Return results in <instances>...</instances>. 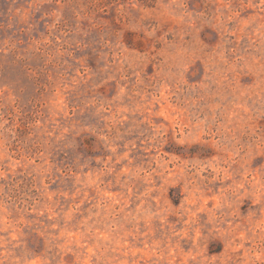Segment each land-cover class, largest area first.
<instances>
[{
	"label": "rangeland",
	"instance_id": "rangeland-1",
	"mask_svg": "<svg viewBox=\"0 0 264 264\" xmlns=\"http://www.w3.org/2000/svg\"><path fill=\"white\" fill-rule=\"evenodd\" d=\"M0 264H264V0H0Z\"/></svg>",
	"mask_w": 264,
	"mask_h": 264
},
{
	"label": "trees",
	"instance_id": "trees-1",
	"mask_svg": "<svg viewBox=\"0 0 264 264\" xmlns=\"http://www.w3.org/2000/svg\"><path fill=\"white\" fill-rule=\"evenodd\" d=\"M176 201V200H175Z\"/></svg>",
	"mask_w": 264,
	"mask_h": 264
}]
</instances>
